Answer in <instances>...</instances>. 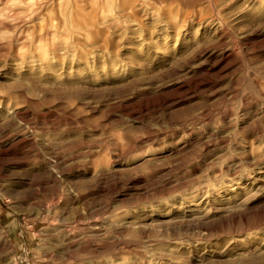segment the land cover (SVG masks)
I'll list each match as a JSON object with an SVG mask.
<instances>
[{"label": "rangeland", "instance_id": "rangeland-1", "mask_svg": "<svg viewBox=\"0 0 264 264\" xmlns=\"http://www.w3.org/2000/svg\"><path fill=\"white\" fill-rule=\"evenodd\" d=\"M0 264H160L152 0H0Z\"/></svg>", "mask_w": 264, "mask_h": 264}]
</instances>
